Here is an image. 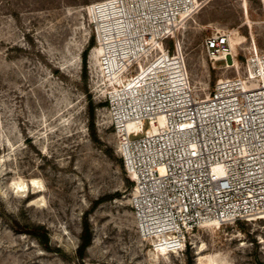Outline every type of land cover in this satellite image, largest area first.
Listing matches in <instances>:
<instances>
[{
  "label": "rangeland",
  "instance_id": "rangeland-1",
  "mask_svg": "<svg viewBox=\"0 0 264 264\" xmlns=\"http://www.w3.org/2000/svg\"><path fill=\"white\" fill-rule=\"evenodd\" d=\"M97 1L0 0V264H199L203 244L205 264H264V218L203 227L185 252L155 258L129 201L134 182L91 42L86 6ZM199 5L179 34L204 96L218 78L248 73L254 43L264 49V0ZM225 30L234 39L230 67L203 47L206 36ZM21 182L28 187L18 192ZM85 215L92 243L81 257ZM33 226L48 231L49 249L27 231Z\"/></svg>",
  "mask_w": 264,
  "mask_h": 264
},
{
  "label": "built area",
  "instance_id": "built-area-1",
  "mask_svg": "<svg viewBox=\"0 0 264 264\" xmlns=\"http://www.w3.org/2000/svg\"><path fill=\"white\" fill-rule=\"evenodd\" d=\"M195 3L102 0L86 6L96 45L123 32L115 50L133 88L116 91L108 82L104 98L134 182L133 213L144 236L178 252L203 227L264 216V49L254 43L248 73L220 77L200 96L179 34L182 14ZM113 5L112 17L94 12ZM230 36L225 30L205 37L211 60L230 56L234 64ZM127 52L130 59L122 55ZM102 59L107 70L108 56Z\"/></svg>",
  "mask_w": 264,
  "mask_h": 264
},
{
  "label": "bare ground",
  "instance_id": "bare-ground-1",
  "mask_svg": "<svg viewBox=\"0 0 264 264\" xmlns=\"http://www.w3.org/2000/svg\"><path fill=\"white\" fill-rule=\"evenodd\" d=\"M195 6L194 8L189 11V12H185L182 14V19H181V25L182 23H184L186 20H188L194 13L197 12L198 8L200 7L199 5V0H195ZM99 11V12H98ZM113 11L115 12V14L117 13V7H114L113 5V9H108L106 10L104 7H100L98 8V10H94L95 13H101L102 14V17L106 16L107 18L109 17H112L113 16ZM104 14V15H103ZM180 25V26H181ZM123 32H118L116 33V35H112L110 41L105 45H98L97 48H96V53H97V56H98V59H99V65H100V70L102 71V75L108 80V82H110V87L116 91H119L120 87H122V90L126 89L125 87H123L124 85L128 88V87H131L133 88V83L132 82H127V78L125 79L126 77V74H124V68L122 66H120V63L119 61L120 60H123V58H120V59H117V55H116V42L118 41V38H117V34H119L118 36H120L121 38H123L121 35ZM114 37V38H113ZM122 41V40H121ZM230 42H231V45H232V48L234 49V39H233V34H232V31H231V36H230ZM132 51V50H131ZM131 52H127V53H124L122 55H124L125 57L128 56ZM108 56V69L106 70V66H104V62H103V56ZM121 55V54H120ZM131 56L129 55L128 59H130ZM228 66H233L235 64H231V57L228 56ZM230 58V60H229ZM234 61H235V58H234ZM117 62V64H116ZM109 71V72H107ZM107 72V73H106ZM143 72H145V68H143ZM253 73V71H252ZM105 83H106V80H105ZM106 87V86H105ZM109 88V87H108ZM131 121H129V125H131ZM158 125L160 127L164 126L165 125V118L163 115H160L159 118H158ZM157 125L155 124L154 127H156ZM31 184H38L39 183V180L36 179V178H32ZM17 186V191L20 190V191H25L28 187V184L26 182H21V183H17L16 184ZM36 186V185H35ZM43 187V186H42ZM18 191V192H20ZM25 193V192H24ZM32 201V200H31ZM261 218H264L261 217ZM216 226L219 227V225L215 224ZM146 238H151L153 240V254L155 256V258L159 259L161 257V254H164L167 256V254L169 252H172V253H177L178 251L175 249V250H172L171 248H168L167 246H163V244H160L161 241L159 240V238L157 237H147L145 236ZM205 245L203 244L202 246H200L199 248V252L201 253L200 257H199V264H205V259H207V256L203 253V251L205 250ZM211 260V263L212 264H219V261L218 260H215L213 258H210Z\"/></svg>",
  "mask_w": 264,
  "mask_h": 264
},
{
  "label": "trees",
  "instance_id": "trees-1",
  "mask_svg": "<svg viewBox=\"0 0 264 264\" xmlns=\"http://www.w3.org/2000/svg\"><path fill=\"white\" fill-rule=\"evenodd\" d=\"M91 42L95 43V38H92ZM87 53H88V50L85 49L83 51V61L85 63L87 60ZM91 114L92 116L94 115V111L92 108H91ZM128 182L131 183L132 180H128ZM27 229L29 233L34 234L40 240V242L45 246V248L47 249L50 248L48 231L43 226H33ZM91 243H92V229L90 226L88 215H85L84 220H83V229L81 233V242L78 246V253L81 257L85 255V251Z\"/></svg>",
  "mask_w": 264,
  "mask_h": 264
}]
</instances>
